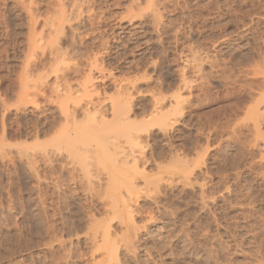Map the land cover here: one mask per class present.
<instances>
[{
	"label": "rangeland",
	"instance_id": "obj_1",
	"mask_svg": "<svg viewBox=\"0 0 264 264\" xmlns=\"http://www.w3.org/2000/svg\"><path fill=\"white\" fill-rule=\"evenodd\" d=\"M0 264H264V0H0Z\"/></svg>",
	"mask_w": 264,
	"mask_h": 264
},
{
	"label": "bare ground",
	"instance_id": "obj_2",
	"mask_svg": "<svg viewBox=\"0 0 264 264\" xmlns=\"http://www.w3.org/2000/svg\"><path fill=\"white\" fill-rule=\"evenodd\" d=\"M31 33H32V32H31ZM31 33H30V34H31ZM58 33H59V31H58ZM32 34L34 35L35 33H32ZM32 34H31V36H32ZM35 35H36V34H35ZM57 35H58V34H57ZM31 36H30V37H31ZM36 36H37V35H36ZM34 37H35V36H34ZM37 37H38V36H37ZM32 38H33V37H31L30 39H32ZM52 40H53V39H52ZM54 40H55V39H54ZM33 41H34V40H33ZM53 42H54V41H52V43H53ZM55 43H56V42H55ZM55 43H54V44H55ZM84 84H86V83H84ZM83 87H84V86H83ZM85 87H86V85H85ZM86 88H87V87H86ZM87 90H88V89H87ZM79 96H80V95H79ZM79 96H78V97H79ZM81 97H82V96H81ZM81 97H80V98H81ZM70 98H71V97H70ZM74 98H75V97H74ZM66 99H68V98H66ZM75 99H76V98H75ZM77 100H78V98H77ZM90 100H91V99H90ZM93 100H94V99H93ZM79 101H80V100H78V102H79ZM80 103H81V102H80ZM87 103H88V102H87ZM92 103H93V102H92ZM93 104H94V103H93ZM95 104H96V103H95ZM113 104H114V103H113ZM75 106H77V105H75ZM81 106H82V105H81ZM67 109H69V108H67ZM67 109H66V112L68 111ZM120 109H122V111H123L122 113L120 112V111H121ZM69 110H70V109H69ZM119 110H120V111H119ZM129 111H130V106H129V104H127V103L125 102L124 106H121V108L118 109V113H116V115L118 114L119 116L117 115V118L119 117L120 120H123V118H124V117H123V116H124L123 113H125V114L128 115V114H129ZM119 113H120V114H119ZM122 114H123V115H122ZM66 115H67V114H66ZM121 115H122V116H121ZM120 116H121V118H120ZM128 116H129V115H128ZM65 117H66V116H65ZM122 117H123V118H122ZM125 117H127V116H125ZM68 118H70V117H68ZM117 118H116V119H117ZM128 118H129V117H128ZM126 119H127V118H126ZM104 120H105V119H104ZM104 120H103L102 122H105ZM117 120H118V119H117ZM114 121H115V119H114ZM127 121H128V120H127ZM117 122H118V121H117ZM109 123H110V122H109ZM106 124H108V122H107ZM88 143H89V142H88ZM84 146H86V145L84 144ZM97 146H98V145H97ZM105 146H106V145H105ZM87 147H88V145H87ZM133 150H134V149H133ZM106 152H107V150H106ZM132 152H133V151H132ZM132 152H131V154L135 156V154H133ZM140 159H141V158H140ZM137 161H138V160H137ZM137 161L135 162V159H134V164H135V163H138ZM135 165H136V164H135Z\"/></svg>",
	"mask_w": 264,
	"mask_h": 264
}]
</instances>
